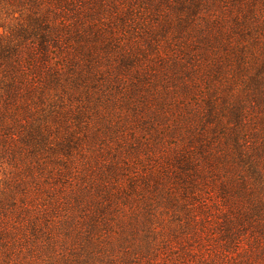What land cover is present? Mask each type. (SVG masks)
Segmentation results:
<instances>
[{
    "label": "rangeland",
    "instance_id": "374dc122",
    "mask_svg": "<svg viewBox=\"0 0 264 264\" xmlns=\"http://www.w3.org/2000/svg\"><path fill=\"white\" fill-rule=\"evenodd\" d=\"M48 1L74 25L71 37L51 54V62H37L43 64L41 81L47 83L45 105L39 110L48 118L56 146L48 159L55 171H43L39 186L29 188V216H41L42 229L53 231L61 248H75L101 209L90 204L95 198L101 207L110 204L98 232L107 246L127 247L132 240L136 248L150 247L159 262L189 261L193 255L219 250L229 218L222 173L195 176L193 170L194 177L187 178L174 161L180 149L202 161L193 156L201 148L200 130L191 136L183 128L161 141L150 135L165 121L166 91L174 87L177 94L169 104L185 103L186 112H181L187 121L199 123L204 117V123L212 122L207 126L210 133L220 120L235 125L242 120L254 143H264V104H256V99H264V85L255 93L250 88L264 69V0ZM20 19L19 14L0 13V32L18 31ZM77 31L82 32L80 38ZM206 40L212 41L207 62L199 59L197 64L195 47ZM251 54L261 60L254 56L255 64L245 66ZM88 57L97 62L104 82L98 108L96 99L78 86ZM54 64L62 68L58 79ZM117 77L136 85L133 97L139 99L142 114L134 115L131 101L118 96ZM107 80L113 92L105 88ZM167 119L175 116L170 112ZM8 176L0 172V192L7 195ZM107 195L113 198L103 203ZM15 221L17 227L24 225L23 219Z\"/></svg>",
    "mask_w": 264,
    "mask_h": 264
},
{
    "label": "trees",
    "instance_id": "16d2710c",
    "mask_svg": "<svg viewBox=\"0 0 264 264\" xmlns=\"http://www.w3.org/2000/svg\"><path fill=\"white\" fill-rule=\"evenodd\" d=\"M49 4L48 0H0L1 14H19L21 18L18 31H12L14 33L9 35L0 32V172L9 175L6 181V192L9 194L0 192V264H18L22 256V264H264V152L260 153L264 150V143H254L248 134V123L242 120L236 125L230 120H220L210 133L207 126L212 122L204 123V117L199 123L187 121L189 119L181 112H186L185 103L177 101L169 104L177 94L174 87H168L166 91L167 102L163 107L165 121L158 124L156 135L150 137L153 141H161L163 137L176 134L183 128L191 136L200 130L197 142L201 148L193 156L198 155L202 161L187 157L182 149L176 151L174 161L180 175H187V178L194 177L190 173L193 170L195 176L208 172L215 175L222 173L219 179L228 202L229 218L219 250L193 255L189 261L178 258L159 262L150 247L136 248L132 240L127 247L119 246L116 249L112 244L107 246L98 232L100 224L106 220L110 204L101 207L99 199L95 198L90 204L102 210L95 211L83 243L75 248L67 249L63 244V251L53 231L50 233L42 229V217L29 216L32 211L28 202L32 198L29 188L33 184L39 186L37 182L43 171L50 168L55 171L48 159L55 154L53 148L56 146L51 141L48 118L39 110L45 105L47 83L41 81L45 72L40 70L43 64L37 62H51V54L71 37L70 28L74 25L62 16V11H54ZM25 16L28 17L27 23L22 22ZM96 27L90 31L93 32ZM76 33L77 36L82 35L80 31ZM112 39L111 36L109 46ZM211 44V40H206L202 46L195 47L193 57L197 59V64H200L199 59L207 62ZM254 56L257 61L261 60L257 54H251L246 57L244 65H249ZM252 64H255L254 60ZM97 65L93 57L87 58V69L78 85L92 95L91 99H96V108L105 95ZM54 67V76L58 79L62 68L57 64ZM263 70H259L253 78L250 85L253 93L264 85ZM218 73H223L220 67ZM108 80L105 88L112 91L115 85L121 100L131 101L133 114H142L138 113L139 99L133 97L137 94L136 85L120 77L116 80L121 83L114 85ZM113 96L107 97V101ZM256 104L262 107L264 99H256ZM170 112L175 116L173 121L167 119ZM112 198L108 195L103 197V203H110ZM18 218L23 219L22 227H17L15 220Z\"/></svg>",
    "mask_w": 264,
    "mask_h": 264
}]
</instances>
